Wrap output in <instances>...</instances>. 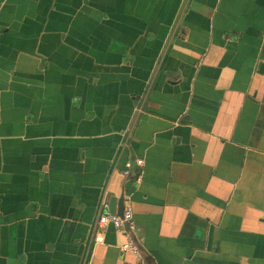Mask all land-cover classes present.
Segmentation results:
<instances>
[{
	"label": "crops",
	"instance_id": "0c3cea01",
	"mask_svg": "<svg viewBox=\"0 0 264 264\" xmlns=\"http://www.w3.org/2000/svg\"><path fill=\"white\" fill-rule=\"evenodd\" d=\"M112 199L148 264H264V0H0V264H143Z\"/></svg>",
	"mask_w": 264,
	"mask_h": 264
},
{
	"label": "built area",
	"instance_id": "2783aa9c",
	"mask_svg": "<svg viewBox=\"0 0 264 264\" xmlns=\"http://www.w3.org/2000/svg\"><path fill=\"white\" fill-rule=\"evenodd\" d=\"M143 165H144L143 160L141 159L136 160V166L138 168H142ZM131 167H132V163L128 162L126 164L127 170L125 171V174H128V171ZM140 180L141 177L138 176L137 182H140ZM133 216H134L133 208L130 205L126 206L122 218L115 214L110 213L108 209V205H104V211L101 213L98 221L99 232L95 240L96 243L97 244L104 243L105 229L108 226H113L119 233L125 235L127 238V243L120 247L121 251L122 252L131 251L136 256V258L140 259L137 245L133 240V238L131 237L130 233L126 230V225L129 226L130 230L135 229Z\"/></svg>",
	"mask_w": 264,
	"mask_h": 264
},
{
	"label": "water",
	"instance_id": "95a60500",
	"mask_svg": "<svg viewBox=\"0 0 264 264\" xmlns=\"http://www.w3.org/2000/svg\"><path fill=\"white\" fill-rule=\"evenodd\" d=\"M114 205H115V200L112 199L111 203H110V206H109V211L110 213L112 214H115L119 217H123V214H124V207L122 206V208L120 210H116L114 208ZM126 230L130 233L131 237L133 238V240L135 241L136 245H137V248H138V251H139V256L141 259H143L144 263L143 264H148V260H147V254L144 250L141 249V247L139 246L136 238H135V234H134V230H130L129 226L126 225ZM125 236V235H124ZM126 237V236H125ZM127 239V238H126ZM128 252V251H127ZM131 252V251H130ZM123 253H126V252H123ZM135 256V255H134ZM136 257V256H135Z\"/></svg>",
	"mask_w": 264,
	"mask_h": 264
}]
</instances>
